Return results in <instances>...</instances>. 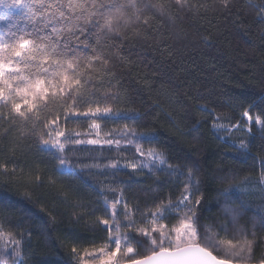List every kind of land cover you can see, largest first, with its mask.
Here are the masks:
<instances>
[{
	"label": "trees",
	"instance_id": "obj_1",
	"mask_svg": "<svg viewBox=\"0 0 264 264\" xmlns=\"http://www.w3.org/2000/svg\"><path fill=\"white\" fill-rule=\"evenodd\" d=\"M137 3L142 11L129 13L118 42L101 48L109 63L91 73L97 91L112 95L113 111L129 118L99 119L90 129L91 120L65 118L71 101L40 104L30 120L13 119L0 104V264H15L17 249L23 264H101L99 250L113 251L109 238L117 235L134 237L127 246L143 258L151 245L136 243L140 229L171 230L193 213L218 258L250 243L248 258L232 263L264 264V127L244 116L264 121V0ZM17 15L0 17V31ZM125 126L142 138L105 143ZM53 129L100 143L42 150ZM138 147L160 153L164 165L142 169L148 161ZM59 155L73 174L60 168ZM115 201L122 203L113 221ZM157 212L165 218L153 222ZM124 251L122 241L118 264H129Z\"/></svg>",
	"mask_w": 264,
	"mask_h": 264
},
{
	"label": "snow or ice",
	"instance_id": "obj_2",
	"mask_svg": "<svg viewBox=\"0 0 264 264\" xmlns=\"http://www.w3.org/2000/svg\"><path fill=\"white\" fill-rule=\"evenodd\" d=\"M224 3L227 6V0ZM15 10L19 11L16 21L8 29L0 31V104L9 108L13 119L19 117L30 120L27 113L33 112L40 104L48 108L49 103L68 104L69 101L72 103L70 110H65V118L84 117L91 120L90 129L100 128L96 123L99 119L129 118L122 112L113 111L110 106L112 95L97 91L102 85L93 82L91 73L97 64L109 63V58L103 55L101 48L109 41L118 42L121 24L126 25L130 21L129 13L138 14L142 11L137 0H0V17L6 18ZM20 21L25 26L13 30ZM81 106H85L83 111L79 110ZM244 116L251 121L248 112ZM52 123L55 121H49V124ZM255 123L264 127V121L259 117ZM53 131L55 138L48 132L46 135L49 138L41 139L42 150L63 153L66 143H100L98 139H73V135H80L78 132L66 134L62 130ZM117 135L119 139L112 137L105 143L119 146L120 139L132 143L133 139L142 138L127 126ZM137 152L140 156H147L148 162L140 165L142 169L155 166L157 161L161 166L165 163L161 154L154 150L144 153L138 147ZM55 158L62 170L73 174L71 163L65 156ZM111 166L118 167L116 163ZM187 199L184 196L183 200ZM119 203L122 201L112 204L113 221L120 214L116 207ZM174 207H180V203ZM105 210L108 211L107 207ZM124 214L128 215L126 212ZM164 218L163 212L152 213L153 222ZM196 219L193 213L191 216L185 215L171 230L166 225L153 227L151 232L140 229L139 234L144 239H137L136 243L150 244L151 255L139 259L134 255L135 249L127 246L134 237L117 235L114 241L110 237L115 249L99 250L102 254L101 264H118L116 257L121 252L122 241L129 264H232L234 258H248L252 251L250 243L230 246L226 250V258H218L210 250L217 247L214 239L198 231ZM101 223L108 226L109 220L104 219ZM132 226L131 223L126 225ZM115 230L119 233V224H116ZM16 255L15 264H23L18 249Z\"/></svg>",
	"mask_w": 264,
	"mask_h": 264
},
{
	"label": "rangeland",
	"instance_id": "obj_3",
	"mask_svg": "<svg viewBox=\"0 0 264 264\" xmlns=\"http://www.w3.org/2000/svg\"><path fill=\"white\" fill-rule=\"evenodd\" d=\"M247 121L249 122L250 125H256L257 127H261V125H257L255 123V121H256L255 119H251V121H249V119L247 118ZM156 164H160L159 161H157Z\"/></svg>",
	"mask_w": 264,
	"mask_h": 264
},
{
	"label": "water",
	"instance_id": "obj_4",
	"mask_svg": "<svg viewBox=\"0 0 264 264\" xmlns=\"http://www.w3.org/2000/svg\"><path fill=\"white\" fill-rule=\"evenodd\" d=\"M233 264V263H232Z\"/></svg>",
	"mask_w": 264,
	"mask_h": 264
}]
</instances>
